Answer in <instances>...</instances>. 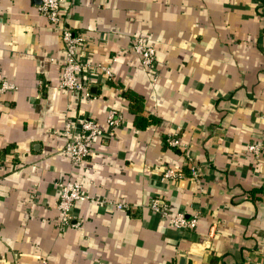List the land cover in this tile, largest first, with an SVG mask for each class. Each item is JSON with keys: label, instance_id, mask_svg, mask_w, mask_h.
I'll return each instance as SVG.
<instances>
[{"label": "crops", "instance_id": "obj_1", "mask_svg": "<svg viewBox=\"0 0 264 264\" xmlns=\"http://www.w3.org/2000/svg\"><path fill=\"white\" fill-rule=\"evenodd\" d=\"M40 1L0 0V86L17 85L0 90V264H264V0L64 1L83 58L112 65L89 72L92 97L59 86L62 33ZM136 36L157 49V79ZM111 107L124 117L116 128ZM86 117L104 132L74 165L61 132ZM258 139L255 155L246 147ZM168 165L184 177L163 179ZM68 178L90 198L73 206L79 225L62 227ZM152 197L169 208L154 211ZM177 211L197 225L175 227Z\"/></svg>", "mask_w": 264, "mask_h": 264}, {"label": "built area", "instance_id": "obj_2", "mask_svg": "<svg viewBox=\"0 0 264 264\" xmlns=\"http://www.w3.org/2000/svg\"><path fill=\"white\" fill-rule=\"evenodd\" d=\"M66 0H41L38 8L46 15L49 20L57 25L62 33L65 59L61 73L59 86L67 91H78L88 97L95 95L91 88L88 75L89 72L97 68L107 75L113 74L112 65L105 63L93 64L83 58L82 48L85 45L86 37L83 33L75 32L68 24L67 16L64 12L62 3ZM131 49L140 57L143 64L153 67L154 79L158 78L156 68L153 66L157 56V49L154 44L149 43L143 36H136L132 40ZM17 85L9 80H3L0 90L16 88ZM264 112V111H263ZM123 113L117 107H111L108 110L106 121L111 128H116L123 122ZM78 125V124H77ZM71 120H67L62 134L66 137L64 150L70 154L72 163L77 165L83 162L91 151L92 141L99 135H102L104 128L92 117L84 118L78 131L73 128L77 126ZM167 141L170 145L183 147L187 149L186 144L177 134H169ZM263 142L258 139L247 144L246 150L259 155L262 151ZM189 171L191 176L199 175V167L191 155H187ZM185 171L181 167L168 165L163 169L162 178L177 180L184 177ZM60 187V199L58 207L62 212L61 226H78L79 222L73 220V206L80 199H88L90 195L83 189V184L78 179L68 178L58 182ZM149 206L157 212H163L169 208V204L159 197H152ZM198 215H187L184 211H177L171 216V221L175 227H195L197 225ZM42 264H50L47 258H44Z\"/></svg>", "mask_w": 264, "mask_h": 264}, {"label": "trees", "instance_id": "obj_3", "mask_svg": "<svg viewBox=\"0 0 264 264\" xmlns=\"http://www.w3.org/2000/svg\"><path fill=\"white\" fill-rule=\"evenodd\" d=\"M135 100L141 101V97H136ZM151 122L150 118L145 116V115H141V114H137V125L144 128L146 127L149 123ZM188 166V165H187ZM188 167H186L187 169Z\"/></svg>", "mask_w": 264, "mask_h": 264}, {"label": "water", "instance_id": "obj_4", "mask_svg": "<svg viewBox=\"0 0 264 264\" xmlns=\"http://www.w3.org/2000/svg\"><path fill=\"white\" fill-rule=\"evenodd\" d=\"M91 88H92V90H93L94 87H91ZM93 91H94V90H93Z\"/></svg>", "mask_w": 264, "mask_h": 264}]
</instances>
